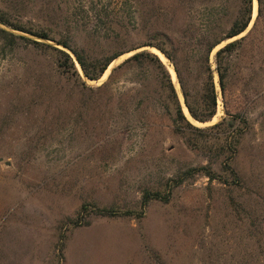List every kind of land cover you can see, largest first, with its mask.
<instances>
[{"label":"rangeland","instance_id":"obj_1","mask_svg":"<svg viewBox=\"0 0 264 264\" xmlns=\"http://www.w3.org/2000/svg\"><path fill=\"white\" fill-rule=\"evenodd\" d=\"M201 1L0 0V10L93 58L155 36L195 95L206 78ZM238 1L211 0L230 8L227 25ZM258 8L252 0L224 99L213 73L217 107L205 124L190 119L172 62L154 48L125 53L88 81L67 49L0 25L14 35L0 33V264H264V0ZM21 37L66 52L80 79ZM142 50L163 61L194 126L227 124L197 135L210 149L192 150L173 132L153 72L123 65ZM225 141L236 149L227 163L236 176L224 167ZM200 167L219 179L185 175Z\"/></svg>","mask_w":264,"mask_h":264},{"label":"trees","instance_id":"obj_2","mask_svg":"<svg viewBox=\"0 0 264 264\" xmlns=\"http://www.w3.org/2000/svg\"><path fill=\"white\" fill-rule=\"evenodd\" d=\"M118 2L122 6L129 7L131 5L137 4V0H118ZM202 2H205L206 4L203 3V7L200 9V11L203 12V19H201V22H203V24L200 25V27H197V46L203 51L205 55L204 74L206 78L200 91L196 92L195 95H192L190 93L185 82L181 79L180 70L176 67V64H174V57L170 54L169 51L164 48L163 44H161L160 42H154V40H159L155 36H150V40L148 41L142 42L137 46L124 48L121 51L115 52L109 56L93 58L87 56L84 50H74L65 40H54L53 38H51V36H49V34L52 33L50 32V30H45L42 28L34 29L33 26L25 27L24 24L12 22L10 16L2 12L1 10L0 25L33 36L43 41L54 42L55 44L63 47L64 49H67L74 56V59L77 62L83 74V77L88 81L99 80L108 68V66L114 60H116L125 53L137 51L142 48H154L159 51L168 61L172 62L173 69L176 73L180 86L183 103L188 111L190 118L198 123H207L211 121L212 118L215 116L218 99V94L214 86L213 73L217 75L220 93L222 98L224 99L227 90L226 81L232 68V58L242 47V44L245 40V37H241L239 39L237 38L245 32L252 18V0L238 1V5L235 9V17L232 22L228 25L225 23V20L228 17L230 8L225 7L226 9H222V6H220L219 4H212L211 0H202L200 3ZM261 2L262 0H257L259 7L258 13H260L261 11ZM85 7L86 6H84V8ZM132 14L133 16H135L136 12H133ZM122 18H124V16ZM141 30L144 32V29L141 28ZM0 33L8 37L14 36L12 34H7L4 30L1 29ZM119 34L120 35L118 38V43L120 47H124L127 37L129 38V36L125 30H119ZM145 37L149 36L145 35ZM20 39L25 40L26 42H31L34 46H41L43 48H47L48 50L55 52L60 56L59 60H57L56 62L57 72H59L61 75L70 73L75 74L80 79L79 74L75 69L72 58L66 52L54 48L53 46H49L47 44L30 41L24 37H21ZM221 45H223V47H220L214 53L215 69L214 71H211L209 58L212 52ZM157 56L152 54L148 50H142L128 58L123 63V65L133 64L136 67H147L151 72H153L154 79L158 80L160 89L166 94L168 104L171 105L170 109L168 107L166 108L168 112V119L171 121L173 127V132L176 135L182 136L185 139L187 146L192 150L200 151L202 149H210L208 145H206L207 141H201L197 139V135L200 137H204V135L214 130L221 129L222 126L225 128L227 124L224 123L223 120L221 123L215 124L207 128H198L194 126L192 122L188 119V117H185L186 114L184 110H182L176 90L170 79L171 74H168L166 68L162 63L163 61L158 58L159 56ZM123 65H121V67ZM231 147L232 146L229 144V142L226 141L220 145L221 152L226 151L227 153H230L226 158V162H224V167L226 168V170H230L227 163L229 160L232 159V157L235 156L236 152V149ZM196 172L203 173L209 181L219 179L218 176L212 173L207 167L189 169L185 172V175H187V177L192 176ZM230 173L232 174V176H236L235 173L231 170ZM235 180L237 181L236 178ZM147 197L148 196H145L144 199L146 200ZM152 199L163 202L168 201V198H162L159 194L153 195Z\"/></svg>","mask_w":264,"mask_h":264},{"label":"water","instance_id":"obj_3","mask_svg":"<svg viewBox=\"0 0 264 264\" xmlns=\"http://www.w3.org/2000/svg\"><path fill=\"white\" fill-rule=\"evenodd\" d=\"M223 47V46H222ZM219 49V48H218ZM161 54V53H160ZM154 55H156V54H154ZM157 56V55H156ZM163 56V55H162ZM158 57V56H157ZM164 57V56H163ZM159 58V57H158ZM165 58V57H164ZM161 61V60H160ZM83 75V74H82ZM184 108H185V110H186V113L188 114V111H187V109H186V107L184 106ZM184 113V112H183ZM185 115V114H184ZM188 116H189V114H188ZM185 117H186V115H185ZM190 117V116H189ZM191 119V118H190ZM192 120V119H191ZM194 121V120H193ZM194 122H196V121H194ZM196 123H198V122H196ZM198 124H205V123H198Z\"/></svg>","mask_w":264,"mask_h":264},{"label":"bare ground","instance_id":"obj_4","mask_svg":"<svg viewBox=\"0 0 264 264\" xmlns=\"http://www.w3.org/2000/svg\"><path fill=\"white\" fill-rule=\"evenodd\" d=\"M173 72V71H172Z\"/></svg>","mask_w":264,"mask_h":264}]
</instances>
